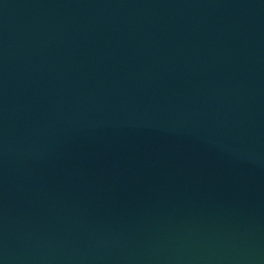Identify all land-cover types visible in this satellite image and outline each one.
<instances>
[{
  "label": "water",
  "instance_id": "95a60500",
  "mask_svg": "<svg viewBox=\"0 0 264 264\" xmlns=\"http://www.w3.org/2000/svg\"><path fill=\"white\" fill-rule=\"evenodd\" d=\"M0 264H264V0H0Z\"/></svg>",
  "mask_w": 264,
  "mask_h": 264
}]
</instances>
